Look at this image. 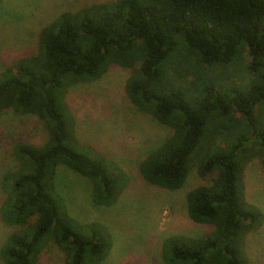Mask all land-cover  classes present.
Here are the masks:
<instances>
[{
  "label": "trees",
  "instance_id": "obj_1",
  "mask_svg": "<svg viewBox=\"0 0 264 264\" xmlns=\"http://www.w3.org/2000/svg\"><path fill=\"white\" fill-rule=\"evenodd\" d=\"M244 52L258 82L222 85L215 69L241 63ZM112 65L131 70L125 93L135 109L172 129L139 163L143 180L175 191L192 164L202 179L215 175L186 195L189 219L211 231L168 236L164 264H249L246 234L264 221L243 183L251 159L261 156L264 169V0H114L63 12L40 30L36 54L0 74V115L36 116L47 133L42 145H15L17 165L2 180L0 219L16 228L0 246L2 263L38 264L51 241L65 264H106L111 231L70 216L55 176L65 165L86 177L97 206L113 205L128 186L115 161L78 150L65 102L68 87Z\"/></svg>",
  "mask_w": 264,
  "mask_h": 264
},
{
  "label": "rangeland",
  "instance_id": "obj_2",
  "mask_svg": "<svg viewBox=\"0 0 264 264\" xmlns=\"http://www.w3.org/2000/svg\"><path fill=\"white\" fill-rule=\"evenodd\" d=\"M114 0H0V74L17 59L35 55L40 30L59 14L83 6ZM241 63L224 72L215 69L222 85L241 86L244 90L258 82L249 71L244 52ZM249 62V61H248ZM130 69L112 65L98 80L80 82L65 91V102L75 123L78 150L88 156L100 154L115 161L127 173L129 184L111 206L93 203L90 181L59 165L55 186L70 214L79 223L97 222L109 228L113 246L106 264H164L162 242L171 235L201 236L211 227L192 222L186 211L187 193L210 184L214 174L205 179L196 166L182 188L169 191L146 183L138 171L139 163L165 139L172 129L150 115L138 112L125 93ZM264 114V105L258 110ZM47 139L43 122L36 116L6 110L0 115V206L5 198L1 183L17 162L13 149L18 142L36 146ZM244 192L248 202L264 216V169L262 157L251 159L244 168ZM16 230L0 219V246ZM244 249L249 264H264V221L246 234ZM0 264H3L0 260ZM38 264H65L63 253L51 241L39 255Z\"/></svg>",
  "mask_w": 264,
  "mask_h": 264
}]
</instances>
